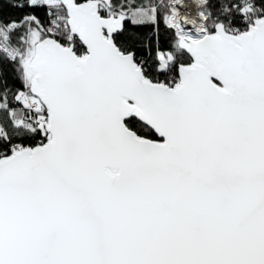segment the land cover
<instances>
[{
	"label": "snow or ice",
	"instance_id": "6c2138e0",
	"mask_svg": "<svg viewBox=\"0 0 264 264\" xmlns=\"http://www.w3.org/2000/svg\"><path fill=\"white\" fill-rule=\"evenodd\" d=\"M0 264H264V0H0Z\"/></svg>",
	"mask_w": 264,
	"mask_h": 264
}]
</instances>
